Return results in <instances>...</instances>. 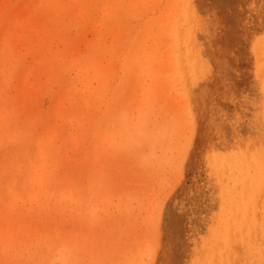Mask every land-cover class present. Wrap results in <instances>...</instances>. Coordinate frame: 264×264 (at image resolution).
<instances>
[{"label":"rangeland","instance_id":"obj_1","mask_svg":"<svg viewBox=\"0 0 264 264\" xmlns=\"http://www.w3.org/2000/svg\"><path fill=\"white\" fill-rule=\"evenodd\" d=\"M0 156V264H264V0H0Z\"/></svg>","mask_w":264,"mask_h":264},{"label":"bare ground","instance_id":"obj_2","mask_svg":"<svg viewBox=\"0 0 264 264\" xmlns=\"http://www.w3.org/2000/svg\"><path fill=\"white\" fill-rule=\"evenodd\" d=\"M43 3V2H42ZM25 36V35H24ZM223 51V50H222ZM216 53V52H215ZM215 55V54H214ZM217 56H218V54H217ZM6 58V57H5ZM216 59H217V57H216ZM221 62V61H220ZM91 72V71H90ZM8 86V85H7ZM106 96V95H105ZM105 99H106V97H105ZM151 126V125H150ZM95 129V128H94ZM27 136V135H26ZM22 148V147H21ZM158 152V151H157ZM1 157V156H0ZM151 174V173H150ZM156 174V173H155ZM148 175H149V173H148ZM153 175V174H152ZM151 175V176H152ZM154 177V176H153ZM8 205V204H7ZM24 212H25V210H24ZM57 231V230H56ZM78 235H80V233L78 234ZM14 238V237H13ZM12 239V238H11ZM56 248V247H55ZM71 248V247H70ZM60 253V252H59ZM67 254V253H66ZM65 255V254H64ZM68 255V254H67ZM69 256V255H68ZM38 263V262H37Z\"/></svg>","mask_w":264,"mask_h":264}]
</instances>
